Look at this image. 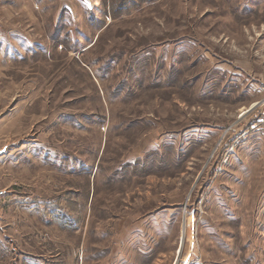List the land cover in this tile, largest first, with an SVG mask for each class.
<instances>
[{
  "label": "rangeland",
  "instance_id": "374dc122",
  "mask_svg": "<svg viewBox=\"0 0 264 264\" xmlns=\"http://www.w3.org/2000/svg\"><path fill=\"white\" fill-rule=\"evenodd\" d=\"M0 152V264H264V0H0Z\"/></svg>",
  "mask_w": 264,
  "mask_h": 264
},
{
  "label": "bare ground",
  "instance_id": "6f19581e",
  "mask_svg": "<svg viewBox=\"0 0 264 264\" xmlns=\"http://www.w3.org/2000/svg\"><path fill=\"white\" fill-rule=\"evenodd\" d=\"M185 215V214H184ZM186 217V216H185ZM187 223H188V218H184V222L182 224V237H186L187 236V232H188V229H187ZM185 239V238H184ZM183 240V239H182Z\"/></svg>",
  "mask_w": 264,
  "mask_h": 264
},
{
  "label": "water",
  "instance_id": "95a60500",
  "mask_svg": "<svg viewBox=\"0 0 264 264\" xmlns=\"http://www.w3.org/2000/svg\"><path fill=\"white\" fill-rule=\"evenodd\" d=\"M1 152H2V151H1ZM1 152H0V153H1Z\"/></svg>",
  "mask_w": 264,
  "mask_h": 264
}]
</instances>
